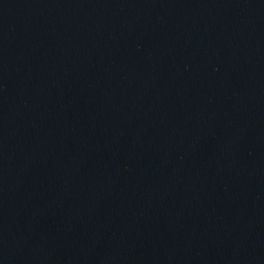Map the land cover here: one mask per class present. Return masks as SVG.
<instances>
[{
  "label": "water",
  "instance_id": "95a60500",
  "mask_svg": "<svg viewBox=\"0 0 264 264\" xmlns=\"http://www.w3.org/2000/svg\"><path fill=\"white\" fill-rule=\"evenodd\" d=\"M0 264H264V0H0Z\"/></svg>",
  "mask_w": 264,
  "mask_h": 264
}]
</instances>
